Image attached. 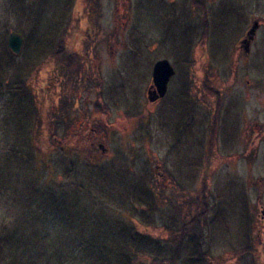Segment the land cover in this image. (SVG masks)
Wrapping results in <instances>:
<instances>
[{
	"label": "rangeland",
	"instance_id": "rangeland-1",
	"mask_svg": "<svg viewBox=\"0 0 264 264\" xmlns=\"http://www.w3.org/2000/svg\"><path fill=\"white\" fill-rule=\"evenodd\" d=\"M89 2L0 0V264H264V83L242 74L264 54L232 50L239 0L210 1L192 58L164 0Z\"/></svg>",
	"mask_w": 264,
	"mask_h": 264
},
{
	"label": "flooded vegetation",
	"instance_id": "flooded-vegetation-1",
	"mask_svg": "<svg viewBox=\"0 0 264 264\" xmlns=\"http://www.w3.org/2000/svg\"><path fill=\"white\" fill-rule=\"evenodd\" d=\"M91 0H88V2ZM166 3L165 12L166 14L172 18H176L179 20L182 16L186 15V19L190 22L191 26V39L192 43L194 44V48L190 52V50L184 52L182 56L189 55L190 58L195 57L196 50L200 48L201 44L205 41L210 42L213 41L214 34L211 33V20L214 16L213 7L210 6L211 0H164ZM253 1L252 9L250 8L247 10L244 8L246 6L247 0H239V5H233L228 2L224 9V12L227 16L231 18H235L238 23H240V35L236 38L235 41L232 42V50L237 48L244 53V58L247 57H254L255 60L261 58L264 54V35H260L262 24L264 23V6L262 5V0H250ZM96 4V0L93 1ZM89 2V3H93ZM96 6V5H94ZM236 9V12H234ZM256 23L258 25L255 33L249 36L248 32L252 28L253 24ZM200 28V29H199ZM261 36V37H260ZM259 39V40H258ZM216 44V43H215ZM214 44V45H215ZM213 45V44H212ZM232 51V53H233ZM208 55L209 51H203ZM159 61V60H157ZM156 61V62H157ZM155 62V63H156ZM262 65V64H261ZM175 69V66L172 64ZM253 72L251 70H247L245 67L243 75L247 74H254V83L256 86L261 85L264 83L262 75H264V69L261 68L260 64L257 66V62L255 61L253 64ZM263 67V66H262ZM262 79V81H261ZM260 80V81H259ZM247 82H251L247 80ZM151 82L148 85L150 87ZM262 86V85H261ZM163 99V98H162ZM162 99L157 100L154 103L160 102ZM50 121H53V116H50ZM96 130H94L95 132ZM184 132V130H183ZM48 133L50 138H54L55 132L53 128V124H51L50 128L48 129ZM99 148H103L105 151V146L102 147L103 144L97 143Z\"/></svg>",
	"mask_w": 264,
	"mask_h": 264
},
{
	"label": "water",
	"instance_id": "water-1",
	"mask_svg": "<svg viewBox=\"0 0 264 264\" xmlns=\"http://www.w3.org/2000/svg\"><path fill=\"white\" fill-rule=\"evenodd\" d=\"M257 27L258 25L254 23L248 32L249 36L256 31ZM23 43L24 40L20 34L15 32L9 34L8 48L12 54L18 56L22 51ZM174 74L175 70L168 60L163 59L155 63L152 73V88L148 90L149 101L154 102L165 96L169 80ZM261 213L264 221V211Z\"/></svg>",
	"mask_w": 264,
	"mask_h": 264
},
{
	"label": "trees",
	"instance_id": "trees-1",
	"mask_svg": "<svg viewBox=\"0 0 264 264\" xmlns=\"http://www.w3.org/2000/svg\"><path fill=\"white\" fill-rule=\"evenodd\" d=\"M62 49V48H61ZM59 50V49H58ZM65 51V50H64ZM143 195H145L146 196V200L147 201H149V200H151V198H149L150 197V193H148V192H143L142 193ZM152 196V195H151ZM178 209V208H177ZM185 228V227H184ZM183 228V229H184ZM197 240H196V244H195V247H196V249H198V248H200L201 247V244H200V241H199V239L198 238H196Z\"/></svg>",
	"mask_w": 264,
	"mask_h": 264
}]
</instances>
